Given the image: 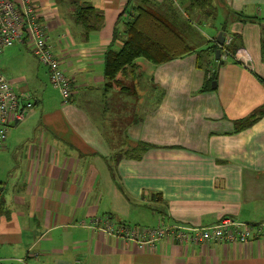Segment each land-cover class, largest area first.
<instances>
[{
    "label": "crops",
    "instance_id": "crops-1",
    "mask_svg": "<svg viewBox=\"0 0 264 264\" xmlns=\"http://www.w3.org/2000/svg\"><path fill=\"white\" fill-rule=\"evenodd\" d=\"M35 4L71 98L62 104L25 41L1 54L0 74L32 110L9 126L0 151V264H264V242L256 240H164L145 250L94 228L104 217L140 226L143 214L132 212L150 203L147 229L209 226L223 217L264 222V0ZM76 6L91 8L95 29H84ZM138 7L163 17L193 53L146 63L135 96L106 92L103 54L111 41L120 48ZM221 32L247 52L251 67L210 55ZM137 143L148 146L139 158L116 162Z\"/></svg>",
    "mask_w": 264,
    "mask_h": 264
},
{
    "label": "built area",
    "instance_id": "built-area-1",
    "mask_svg": "<svg viewBox=\"0 0 264 264\" xmlns=\"http://www.w3.org/2000/svg\"><path fill=\"white\" fill-rule=\"evenodd\" d=\"M36 0H0V56L3 51L15 44L25 41L30 52L38 62L47 68L50 85L56 89L62 104L71 98V84L60 68L38 21ZM232 38L225 36L223 44L218 47V61L226 62L230 58L251 67V59L246 51L229 50ZM32 110V103L18 96L12 86L0 74V151L7 137V130L12 123L21 122ZM94 228L126 245L138 249L153 250L161 241L179 245L197 244H239L246 245L256 240L264 242V222L247 224L235 218L223 217L209 226H190L183 224H158L147 229L140 226L114 224L111 218L94 220Z\"/></svg>",
    "mask_w": 264,
    "mask_h": 264
},
{
    "label": "trees",
    "instance_id": "trees-1",
    "mask_svg": "<svg viewBox=\"0 0 264 264\" xmlns=\"http://www.w3.org/2000/svg\"><path fill=\"white\" fill-rule=\"evenodd\" d=\"M89 12V13H88ZM87 14H95L90 7H75V15L83 24L86 31L95 29L94 24L88 22ZM125 40L119 49L111 41L103 54V77L106 92L115 91L122 95L136 93L134 89L136 75L143 73L145 64L153 67L179 59L193 53V49L181 38L175 29L158 13L145 7L136 8V13L125 24ZM236 40V37H235ZM218 48L213 44L209 49L210 55ZM236 52L234 37L229 48ZM200 68V65H197ZM134 80V81H133ZM212 83V82H211ZM148 146L137 143L135 149L125 154L117 155L116 162L123 157H137Z\"/></svg>",
    "mask_w": 264,
    "mask_h": 264
},
{
    "label": "rangeland",
    "instance_id": "rangeland-1",
    "mask_svg": "<svg viewBox=\"0 0 264 264\" xmlns=\"http://www.w3.org/2000/svg\"><path fill=\"white\" fill-rule=\"evenodd\" d=\"M188 13V12H187ZM188 15H190V13H188ZM4 73V72H3ZM139 88H140V85H139ZM138 94H140V92H139V90H138ZM132 96H135L134 94H132ZM111 108H114V107H112L111 106ZM132 108H136V107H134V105H133V107ZM137 108H141V106H138ZM116 110V109H115ZM116 111H118V110H116ZM134 112V111H133ZM151 203H150V205H149V207H146V209H143V212L142 211H133L132 212V217H135V219H137V218H139V216L140 215H142L143 214V217H142V219L140 220L141 222H138L139 224L138 225H140L142 228H146V227H152V226H148V225H152V223H151V221H148V219H147V217H145V213H147L148 214V218H149V220H154V218L150 215V212H149V208H151ZM153 207V206H152ZM155 211V210H154ZM154 211H153V214H155L154 213ZM131 221V224H134V223H136L137 221H135V220H130Z\"/></svg>",
    "mask_w": 264,
    "mask_h": 264
},
{
    "label": "water",
    "instance_id": "water-1",
    "mask_svg": "<svg viewBox=\"0 0 264 264\" xmlns=\"http://www.w3.org/2000/svg\"><path fill=\"white\" fill-rule=\"evenodd\" d=\"M224 38H225V34H223L222 32L218 34V37L216 39V44H217L218 47H220L223 44ZM219 56H220V49L217 48L215 50V52H214V58H215V60H218L219 59ZM211 88L212 89L215 88V82L214 81L211 84Z\"/></svg>",
    "mask_w": 264,
    "mask_h": 264
}]
</instances>
